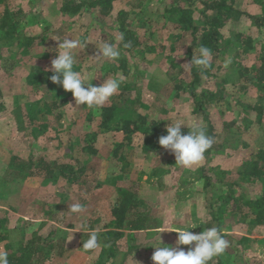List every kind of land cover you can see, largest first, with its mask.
Returning a JSON list of instances; mask_svg holds the SVG:
<instances>
[{
  "label": "rangeland",
  "instance_id": "374dc122",
  "mask_svg": "<svg viewBox=\"0 0 264 264\" xmlns=\"http://www.w3.org/2000/svg\"><path fill=\"white\" fill-rule=\"evenodd\" d=\"M199 1L180 0L191 20V28L187 29L177 27L167 18L163 11L164 0H115L112 12L105 17L85 12H61L65 0L0 2V17L6 6L27 14L13 38L5 39L0 32V217L6 221V240L0 242V250L12 255L31 238L32 233L46 237L53 231L49 240L60 244L63 253L52 255L44 264H153L151 256L155 249L152 246L158 244L161 228L197 225L189 231L199 233L217 224L211 219L212 211L220 217L223 235L230 242V247L221 255L223 264H264V226L246 224L240 216L230 217L233 208L221 204L230 190L236 197L243 192L252 199L263 191L257 181L246 183L239 180L238 172L258 150H264V107L262 120L258 123L255 109L243 112L241 107H230L226 102L239 97L244 105L260 108V89L248 84L247 91L239 95L235 92L237 82H234V76L238 63L253 70L264 62V26L257 27L253 19L242 15L237 20L221 22L213 31L209 24L211 13H206ZM226 1L244 14L259 19L264 17V0ZM139 4L142 7L139 8ZM120 11L128 13L136 45L127 52L120 46L118 60L101 61L96 65V78L91 83L99 85L106 78L121 77L123 83L136 82L133 91L125 90V96L134 92L139 98V105H135L137 111L161 119L166 125L180 120L187 127L198 122L205 128L204 119L192 113L191 97L183 91L174 97L172 86L179 81L187 86L192 79L190 69L184 66L191 60L187 50L192 40H195V45L191 46L194 55L197 46H201L203 32L208 30L215 34L213 62L203 70L205 73L201 74L196 87L204 96L216 94V98L211 97L213 102L204 107L213 126L214 143L207 160L204 156L190 169L176 165L169 152L157 155L144 152L141 149L143 136L139 132L134 133L130 145L124 147L120 166H114L110 158L114 145L123 141L122 133L104 130L98 109L82 105L73 108L72 94L58 84L52 83V92L44 82L33 83L37 71L51 73L47 69L55 57L53 50L58 41L52 38L56 37L87 39L89 43L78 53L77 70H90V58L97 52L95 43H99L100 35L101 39L114 41L120 34L118 26L122 19L117 18ZM138 13L151 22L154 31L147 45L143 42L145 29ZM234 34L251 38L252 48L246 49L232 41ZM26 39H34L33 49L24 47ZM148 46L155 49L151 52ZM229 56L232 63L224 68L223 63ZM55 92L61 95V100L54 97ZM119 92L105 105H123L124 100L118 99ZM52 102H57L53 109L49 107ZM181 127L182 131L188 132L185 126ZM92 136L95 153L90 155L81 148ZM12 156L24 161L31 156L35 162L44 159L70 164L75 170H85L77 185L68 186L59 177L54 183L48 180L43 183L42 172L21 180L12 190L6 176ZM204 177L210 180L206 189ZM129 190H136V197L146 203L151 227L139 235L122 225L119 229L121 237L107 245L115 248L113 257H108L105 242L100 238V249L92 252L79 249L83 233L76 232L78 225L87 220L89 227L98 233L105 225L114 226L111 208ZM77 202L84 206V211H68L71 204ZM60 217H63L62 225L55 223ZM40 224L43 227L40 228ZM52 225L54 227L50 229ZM160 236L163 244L174 246L177 233L162 232ZM181 247L187 249L188 246ZM216 260L217 257L213 263Z\"/></svg>",
  "mask_w": 264,
  "mask_h": 264
},
{
  "label": "trees",
  "instance_id": "16d2710c",
  "mask_svg": "<svg viewBox=\"0 0 264 264\" xmlns=\"http://www.w3.org/2000/svg\"><path fill=\"white\" fill-rule=\"evenodd\" d=\"M3 1L5 3V0H0V2ZM113 1L115 0H65V6L60 8V11L72 14L85 12L88 14H96L99 17H105L112 12ZM187 1L192 2L194 0ZM180 3V0H164L165 6H163V11L167 15V18L173 21L177 27H183L185 29L191 28V20L189 18L190 16H188L189 12L185 11ZM198 4L204 7L206 13H211L210 23H207L213 27V31L216 27L221 25V22L225 20H237L242 15L253 19V24L255 26H264V17L259 19L249 16L248 14H244L233 7L232 4H228L226 0H214L213 2L205 1L201 3L199 1ZM140 7H142V4H139V8ZM118 17L122 19L118 26V31L124 34V42L130 44V47L128 48H124L122 45L120 46L122 49H124V51L127 52L131 50L134 45H136V38L134 32L130 29L131 22L128 19V13L125 11H120L117 14V18ZM137 17L142 21V27L145 29V37L143 42L147 45L154 34V31H152L151 28V22H147V20L142 17L140 13H138ZM25 18H27V14L21 9L10 8L6 6L2 16L0 17V32L2 33L3 38H13L18 32L17 28L20 22ZM45 31H48V29ZM213 31L206 30L203 32L204 34L201 37L203 40L200 41L201 46H206L211 50H214V45H216L215 43L217 41L213 40L215 38ZM33 41L34 39H26L23 44L24 47L27 50L33 49L35 44ZM232 41L238 42L239 45H244L246 49L252 48V39L249 37L244 39L241 34H234ZM40 44L43 45L42 41H40ZM36 45L38 46L39 44L36 43ZM193 45H195V40H192L191 46ZM191 46L187 50V54L190 58L192 56ZM148 47V50L151 52L155 49L153 47L151 48V46ZM217 49L218 48L215 47V52H217ZM237 66L238 68L234 76V82H237V90L235 92L239 95H242L243 92L247 91L248 84L256 86L258 89H260L261 93L259 98L260 108L257 109L247 104L244 105L241 101L242 99L239 97H234L235 99L230 98L226 103L229 106L233 105L235 107H241L243 112L250 108L252 110L255 109L258 111L256 121L260 123L262 120V111L264 107V62H262L259 67H253V70L242 66L240 63H238ZM202 73L205 72L196 66H192L190 68L192 79L187 86L181 81L174 84L172 86L174 91L173 95L176 97L178 93L183 91L191 97L193 107L192 113L195 116L204 119L206 123L205 129L207 135L214 138L213 126L206 114V109L204 107L206 103L213 102L211 97L216 98V94H214V96L209 93V96H204V93L198 92L196 87L200 83ZM51 75L52 73L49 72L40 74L37 71V73H34L33 75V77H35L33 83L43 84L44 82L51 89V86H53L49 80ZM124 75H127L126 71H124ZM135 85H137L136 82L123 83V85L121 84L118 99L120 101L124 100L123 105L119 107L115 104H111L110 106L103 105L98 109L99 115L101 116V127L104 130L120 132L123 135V141L114 145V149L110 158L116 167L120 166L119 163L124 159L122 155L123 149L126 145H130L131 136L136 132H139L143 136V145L141 149L144 152L149 154L153 153L156 155L158 153L168 152L158 144V138L160 136L166 135V122L156 117L148 116L147 114H140L135 107V105H139L138 96L135 95L134 92L130 96H125L124 94L125 90L133 91L135 89ZM50 91L54 92L52 89ZM54 97L57 100H61V95L57 92H55ZM55 105H57V102H52L49 104V107H52L53 109ZM56 117L59 118V116ZM39 131L42 130L40 129ZM182 132L187 133L184 131ZM81 151L90 155L95 153L94 136L90 137L89 143L87 140V144L81 148ZM210 151L211 148L205 152V160H207ZM34 166H37L35 167V172L32 170ZM84 170L85 168H79L78 170H75V168L70 164L57 163L55 161L47 162L44 159H39L37 162H35L31 156H29L25 161L19 159L17 156H12L10 162L7 165L6 176L8 184L12 190L17 185H19L21 180L32 177L37 173L42 174V172H44L43 183H46V180L54 183L53 181L56 180V177H59L64 179L68 186H71L77 185L79 183V178ZM238 177L239 180L246 183L255 181L259 182L262 186V193L257 197L255 196L256 198L252 199L244 195L243 192L239 193V195L236 197L233 191L230 190L229 194H225L221 204H224L225 206L229 205L233 208V212H230V217L232 216L235 218V216H240L242 219H244L243 221H245L246 224L256 227L264 226V150H258L251 160H248L244 163L241 170L238 172ZM205 179L207 180L205 184L206 189L210 186V180L207 177ZM50 213L52 212L50 211ZM110 215L114 219V226L110 227L109 225H105L102 227L101 233L99 232V238L104 240L105 245L113 244L119 239V237H121V231L119 229H121L122 225H125L130 232L139 233V235H141L144 230L151 227L149 209L146 206V203L142 202L136 197V190H129V192L124 193L122 198L118 200L111 208ZM210 215L211 219L217 223L215 226L221 228L220 217L214 215L212 211L210 212ZM55 221V223L62 225L63 217H60L59 219L56 218ZM5 222V218L0 217V242L6 240V237L4 236L6 231L4 227ZM39 227H43V224H40ZM53 227L54 226L52 225L50 229H53ZM52 232L53 231H50L46 237L37 236L35 233H32L31 238H28V240L23 245H21V248L17 251V253L9 255L10 264H44L45 262L49 261L50 258H52V255L57 256L62 254L63 247L60 244H56L55 242H51L49 240ZM58 232L57 234H59ZM86 239V233L80 235V240L78 243L79 249L83 250L81 246L83 241ZM106 249L108 251V257H113L115 248H112V246H106ZM210 264H223L221 256L217 257L216 263H213L212 261Z\"/></svg>",
  "mask_w": 264,
  "mask_h": 264
},
{
  "label": "clouds",
  "instance_id": "9594fccd",
  "mask_svg": "<svg viewBox=\"0 0 264 264\" xmlns=\"http://www.w3.org/2000/svg\"><path fill=\"white\" fill-rule=\"evenodd\" d=\"M58 41L57 47L53 50L55 57L50 62L52 75L49 80L58 84L65 92H70L75 101V107L84 106L88 109H99L110 102L111 97L118 93L123 78H106L103 83L93 85L92 80L96 78V65L101 61H116L120 58V45L124 48L130 47L124 42V34L120 33L115 40L101 39L95 43L97 52L90 58L92 61L90 70H77L78 53L82 52L89 43L87 39H70L60 37L52 38ZM213 62V52L206 46L196 49V54L184 66L190 69L192 66L206 70ZM232 63L229 56L223 63L228 68ZM188 129L187 133L182 132V127ZM214 138L207 135L206 129L198 122H193L187 127L183 121L177 120L166 125V135L158 138V144L164 150L170 152L175 158V164L190 169L204 159L205 152L212 147ZM71 213L84 211V206L77 202L71 204L68 209ZM172 227L159 230L158 244L152 246L155 250L151 256L153 264H210L214 258L221 256L230 247V242L225 239L222 228L213 226L204 228L199 233L190 232L189 229L196 228ZM86 233L87 239L83 241L81 248L85 252L95 251L101 248L99 233L89 227L87 220L82 221L76 232ZM175 232L177 238L174 246L162 243L160 233ZM188 246L187 249L181 246ZM107 246V245H104ZM0 264H10L9 254L6 250H0Z\"/></svg>",
  "mask_w": 264,
  "mask_h": 264
}]
</instances>
